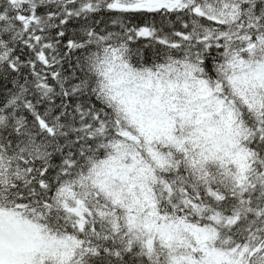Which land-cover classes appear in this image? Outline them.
Wrapping results in <instances>:
<instances>
[{"label":"snow or ice","instance_id":"snow-or-ice-1","mask_svg":"<svg viewBox=\"0 0 264 264\" xmlns=\"http://www.w3.org/2000/svg\"><path fill=\"white\" fill-rule=\"evenodd\" d=\"M0 264H264V0H0Z\"/></svg>","mask_w":264,"mask_h":264}]
</instances>
